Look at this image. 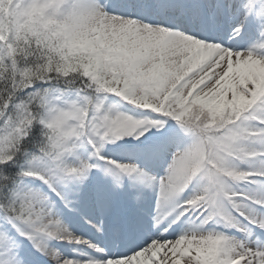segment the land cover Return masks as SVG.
<instances>
[{
  "label": "snow or ice",
  "instance_id": "6c2138e0",
  "mask_svg": "<svg viewBox=\"0 0 264 264\" xmlns=\"http://www.w3.org/2000/svg\"><path fill=\"white\" fill-rule=\"evenodd\" d=\"M0 264H264V0H0Z\"/></svg>",
  "mask_w": 264,
  "mask_h": 264
}]
</instances>
